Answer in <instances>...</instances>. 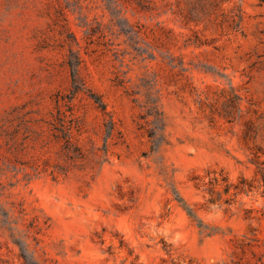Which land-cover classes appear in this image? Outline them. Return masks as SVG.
Masks as SVG:
<instances>
[{
    "label": "rangeland",
    "instance_id": "374dc122",
    "mask_svg": "<svg viewBox=\"0 0 264 264\" xmlns=\"http://www.w3.org/2000/svg\"><path fill=\"white\" fill-rule=\"evenodd\" d=\"M0 264H264V0H0Z\"/></svg>",
    "mask_w": 264,
    "mask_h": 264
},
{
    "label": "trees",
    "instance_id": "16d2710c",
    "mask_svg": "<svg viewBox=\"0 0 264 264\" xmlns=\"http://www.w3.org/2000/svg\"><path fill=\"white\" fill-rule=\"evenodd\" d=\"M77 64H70V66H71V69H72V74H73V79H74V81H76L77 80V71H76V66Z\"/></svg>",
    "mask_w": 264,
    "mask_h": 264
}]
</instances>
